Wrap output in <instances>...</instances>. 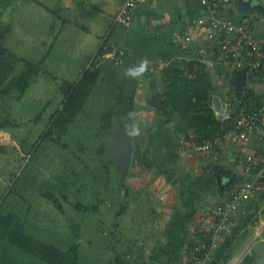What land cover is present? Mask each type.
<instances>
[{
  "label": "rangeland",
  "instance_id": "obj_1",
  "mask_svg": "<svg viewBox=\"0 0 264 264\" xmlns=\"http://www.w3.org/2000/svg\"><path fill=\"white\" fill-rule=\"evenodd\" d=\"M240 1L243 2V0ZM9 2L14 10L8 12V8L5 10V4ZM15 4L18 5V0H0L1 19L4 24L12 26L6 45L23 59L43 61V70L34 78L25 93L21 94L12 88L9 91L0 89V120L7 123L5 128H0V207L5 213L14 212L20 215L26 222L27 230L41 240L58 244L64 249H68L74 243H80V264H116L120 251L114 252L110 247L111 242L115 243V234L112 231L116 229V226L113 217L121 208L118 201L124 196L123 191L127 189L130 193L123 182L126 175L130 174V168L122 169L123 173H121L116 168V165L121 164L108 158V145L114 141L108 138H114L115 129L112 135H104L102 116L114 103L116 96L113 94L119 90L117 86L123 79L131 81L136 94L140 93L139 98L135 95V99H139L138 103L143 101V92L139 90L140 82L122 76L125 68L133 66L141 58L147 57L151 61L150 71L144 79L158 82L157 77L155 80L154 73L159 72L158 70L164 65L161 61L167 60L163 58L162 53L168 49V45L173 46V58L176 60L197 61L202 59L206 52L204 48L199 47L181 49L180 46L178 48L174 41L175 31L169 33L167 29H164L168 39L165 40V36L162 38L168 45L161 42L162 50L159 53L156 52L157 54L154 53L153 56L151 54L142 56L143 54L140 53L146 52L145 47L150 53L156 48L158 39L156 27L150 26L148 35L140 31L138 42L133 45L131 40L130 45L123 47L126 49V56L122 64H115V66L110 64L113 56L92 60L97 63L96 65L101 60L106 64L102 68L106 72L103 73L104 77H100L99 84L88 96L85 106L79 109L76 117L68 124L67 130L46 135L51 126L53 114L61 111L64 106L65 95L61 89L63 80L75 81L85 75V65L88 64L90 55L97 48L100 38H103V46L110 47L109 52L114 53L115 47L109 46L108 40L116 41L119 34L121 37L125 36L128 28H126L127 25L115 23V20L113 22L110 14L103 16L101 11H98L92 13L89 21L85 22L89 25L92 22L90 20L92 15V18H96L93 33H87L84 30L76 33V30L67 38L64 35L69 33L68 28L74 27L65 26L64 32L57 41L55 38L58 34L50 30L49 34L52 37L46 38L48 39L46 44L40 41L35 42L34 39L26 42L22 41L24 40L23 31L19 24L22 21L27 22L30 26L26 30L31 32V29H35V18L20 16L21 11L15 8ZM138 10L136 17L140 13ZM133 23H135L132 32L134 37L135 31L140 30L141 26L138 21ZM55 27L58 32L61 26ZM41 29L44 34L45 29ZM146 38H148L147 41H145ZM135 47L138 50L133 51ZM168 53L170 56V52ZM45 58L48 59L44 63ZM128 60L132 61L128 62ZM210 60L206 57V63ZM17 63L15 73H19L25 66L24 60ZM157 64L161 65L158 67ZM112 67H115L114 70L112 69L115 76L111 84L108 80L110 75L108 71ZM220 67L230 69L217 65V68ZM210 75L213 79V74ZM249 82L250 79L247 85ZM215 87L218 86L215 85ZM216 92L217 89L214 90V94ZM101 144L105 145L103 155L99 153ZM101 159L109 162H102ZM49 192L60 199L62 208L49 198ZM87 205H96L97 208L86 209ZM250 213H254V216L246 224L245 219ZM236 215L239 221L234 225H239L241 231L238 234V245L232 251V257L227 264L239 263L247 253L256 254L255 250L249 252L247 249V252H244V247L256 231L263 230L264 202L257 210L252 209L244 214H241L239 210ZM121 240H123L122 237ZM123 244L125 243H121L120 246ZM238 257L240 260L237 262Z\"/></svg>",
  "mask_w": 264,
  "mask_h": 264
},
{
  "label": "crops",
  "instance_id": "obj_2",
  "mask_svg": "<svg viewBox=\"0 0 264 264\" xmlns=\"http://www.w3.org/2000/svg\"><path fill=\"white\" fill-rule=\"evenodd\" d=\"M201 1L142 0L138 10L140 13L133 21L139 22L140 30H136L133 37L135 23L127 25V34L122 37L119 34L116 41L108 40V45L115 47V50L117 48L126 50L123 47L130 45L131 40H133V45L138 42L141 32L148 35V28L150 29L152 26L157 28L158 41L156 48L152 49L151 53L147 50V55L153 56L154 53H159L162 50L160 45L163 42L167 44L162 38L163 35L168 36L165 33L166 29L169 33L170 31H179L189 26L190 20L204 11ZM10 2L5 4V10L8 8V12L14 10L13 7H10ZM123 3L124 0H18V5L15 4V8L21 11L20 16L29 19L35 18V29H31V32L26 30L30 26L27 22L22 21L19 24L23 31L24 40L22 41L28 42L29 39L30 41L34 39L35 42L40 41L46 44L48 42L46 38L52 37L49 34L50 30L58 34L55 38L57 41L64 32L65 26L74 27L68 28L69 33L64 35L67 38L76 30V33L80 30L93 33L92 29H94L96 18H92V15L91 24L86 25L85 22L89 21V16L94 12L101 11L103 16L110 14L113 21ZM254 11H258L260 15L259 20L254 21L255 30L257 33H263L264 0H243V2L234 0L229 8L214 11L213 14L217 17L241 21ZM87 17L88 19H86ZM56 25L61 26L58 28V32ZM90 27L92 28L90 29ZM41 28L45 29L44 34ZM76 36L78 37V34ZM102 39L100 38L97 48L90 55L91 58L85 65V70L92 67L93 64H97L95 61L92 62L93 59L103 58V54L111 50L110 47L103 46ZM147 40L148 38L145 41ZM176 46L178 45L176 44ZM198 47L203 48L197 41L189 49ZM172 49L173 46L169 47L168 45V49L163 53L167 54ZM136 50L138 49L135 47L133 51ZM48 52L50 53L51 50L49 49ZM211 55L206 52L202 58L209 57L211 59L207 62L208 68L213 74L215 85L218 86L216 87L217 92L213 96V103L216 98H219V102H226L240 97L236 91L238 73L235 74V70H231V68L227 70L221 69V67L217 68ZM47 59L45 58L44 63ZM101 61L97 66L105 67L106 64ZM131 61L128 60V62ZM161 64H165V61H161ZM161 64H157L158 67ZM158 73H154L155 80L157 77L158 82L146 79L140 81L139 90L143 92L144 98L142 102L138 103L140 93L136 94L138 98L135 99V111L151 123L143 132L142 137L134 141L135 153L132 159L133 163L129 167L130 174L126 175L127 177L123 181L130 193L127 189L123 191L124 196L118 201L121 208L116 211L115 217H113L116 226V229L112 231L115 234V243L111 242L110 247L114 252L120 251L118 256L125 258L126 264H172L184 256L191 243L203 241L204 236L207 235L208 226L204 220V210L217 206L243 183L233 184L224 194L221 193L218 190L217 176H214V163L222 165L221 169L228 168L244 175L247 180L250 173L245 169L243 155L255 153L260 158L264 156V136L257 133H243L235 129L226 130L225 134L220 136L222 146L221 152L217 155L203 156L193 146L186 144L187 139L177 133L175 120L165 115L156 106V101L159 100L158 96L162 94V84ZM248 79H250L249 85H247ZM146 81L148 82L146 83ZM244 87L254 90L257 95L258 99L255 98L252 102L264 101V74L248 72ZM230 95H234V97L231 98ZM118 166L116 165L117 170L123 173L121 167ZM226 179L228 185L230 179L228 177ZM238 211L235 212V216ZM262 229L256 231L252 238L246 242L244 252H247V249L249 252H253L264 243V226ZM223 236L221 241H223ZM121 237L124 241H120ZM81 240L83 241V236ZM121 243L126 245L120 246Z\"/></svg>",
  "mask_w": 264,
  "mask_h": 264
},
{
  "label": "trees",
  "instance_id": "obj_3",
  "mask_svg": "<svg viewBox=\"0 0 264 264\" xmlns=\"http://www.w3.org/2000/svg\"><path fill=\"white\" fill-rule=\"evenodd\" d=\"M11 31L12 26L4 24L0 15V89L9 91L12 88L22 94L28 90L34 78L40 75L43 66L41 61L35 62L23 59L6 45L7 36ZM167 39L168 37H165V40ZM171 46L169 45V47ZM180 48L182 49V47ZM147 50L145 47L144 51L146 52L140 54H143L142 56L147 55ZM168 54V52L167 54L162 53L163 58L167 60L158 70L159 80L162 84V94L158 96L162 107L158 108L176 121L177 133L182 138L197 142L221 138L220 136L224 135L226 130L222 128L213 107V95L216 87L208 65L201 59L197 61L176 60L173 58V49L170 50L171 55L168 56ZM21 60H24L25 66L19 73H15L17 62ZM196 63L199 64L200 68L195 71V76L190 77L185 74L184 69L181 67L182 64L193 71ZM110 64L115 66V61L113 60ZM102 67L94 64L78 80H63L61 89L65 95L64 106L61 111L59 110L53 114V120L46 135L67 130L68 124L76 117L79 109L85 106L88 96L99 84L100 77H104L103 73L106 72L103 71ZM114 68L112 67L108 71L110 74L108 80L111 84L113 83V76H115ZM238 72L240 71H235V74ZM119 82L117 86L119 90L113 94V96H116L114 103L102 116L103 133L106 136L112 135L114 132V119H121L125 117L129 110H135L136 90L133 83L124 79ZM236 91L244 100L243 102H250L257 97L254 90L250 88L239 89L236 85ZM254 103L256 102L254 101ZM6 125V122L0 120V128H5ZM99 153L101 155L105 153L104 144H101ZM101 161L109 162L104 159H101ZM221 166L214 163V176L221 173L230 179L223 190L218 187L221 193L224 194L233 184L246 181L244 175L228 168L221 169ZM48 196L52 198L58 207H63L60 199L52 192H49ZM262 202H264V178L260 182L257 192L242 203L238 210L241 214L252 209L257 210ZM87 208L96 209L97 207L96 205H87ZM238 216L234 215L231 231H226L223 234V241H221V245L215 253L212 264H227L231 259L232 251L238 245V234L241 231L239 225H234L239 221ZM253 216L254 213H250L246 217L245 223L247 224ZM195 243L196 241L191 243L189 248H193ZM80 247V243H74L68 249H64L58 244L41 240L27 230L26 222L20 215L14 212L5 213L0 207V264H80ZM124 259L118 256L116 264H126ZM255 260L256 254L247 253L238 264H255Z\"/></svg>",
  "mask_w": 264,
  "mask_h": 264
},
{
  "label": "built area",
  "instance_id": "obj_4",
  "mask_svg": "<svg viewBox=\"0 0 264 264\" xmlns=\"http://www.w3.org/2000/svg\"><path fill=\"white\" fill-rule=\"evenodd\" d=\"M141 2L142 0H124L114 18L115 23L124 25L133 23ZM201 2L204 11L193 17L189 26L175 32L176 44L186 48L192 47L198 41L205 52L212 54L214 64L235 71L246 70L264 74V31L257 33L254 24L255 20H259V12L254 11L243 20L235 21L213 14L214 11L229 8L234 0H202ZM125 55V50L117 48L114 53L105 52L103 58L113 56L115 63L120 64ZM201 60L206 63V58ZM181 67L190 77H194L195 71L200 68L197 63L194 72L185 64ZM243 101L238 97L234 101L220 102L216 115L222 128L264 136V101L259 104L254 101ZM213 107L216 110L215 103ZM185 143L193 146L203 156L219 154L222 146L219 138L203 142L186 140ZM242 159L245 169L250 173L249 178L217 206L204 210V220L208 226L207 235L204 236L203 241H197L193 248H189L184 256L172 264H212L222 235L230 230L233 224L235 212L242 203L257 192L264 178V156L260 158L255 153H248L244 154ZM239 260L238 257L237 262Z\"/></svg>",
  "mask_w": 264,
  "mask_h": 264
},
{
  "label": "water",
  "instance_id": "obj_5",
  "mask_svg": "<svg viewBox=\"0 0 264 264\" xmlns=\"http://www.w3.org/2000/svg\"><path fill=\"white\" fill-rule=\"evenodd\" d=\"M248 72L246 70L238 72L236 76V85L239 89H243ZM157 107H162L161 101H156ZM219 98H216L215 107L216 111L219 109ZM109 153L108 158L116 160L121 166V169H128L131 166L133 154H134V141H130L123 135L120 129H115L114 141L108 145ZM217 181L219 187L223 190L227 185L226 177L217 173ZM256 260L255 264H264V243L255 249Z\"/></svg>",
  "mask_w": 264,
  "mask_h": 264
},
{
  "label": "clouds",
  "instance_id": "obj_6",
  "mask_svg": "<svg viewBox=\"0 0 264 264\" xmlns=\"http://www.w3.org/2000/svg\"><path fill=\"white\" fill-rule=\"evenodd\" d=\"M151 61L147 57L141 58L136 64L123 70L122 76L137 82L142 81L150 71ZM151 121L145 119L135 110H129L125 117L113 120V128L120 129L130 141L139 140ZM109 140L114 139L109 137Z\"/></svg>",
  "mask_w": 264,
  "mask_h": 264
}]
</instances>
